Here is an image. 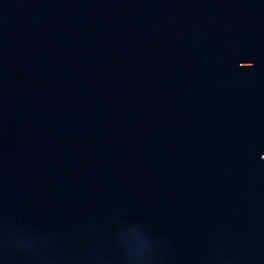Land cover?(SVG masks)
Segmentation results:
<instances>
[{
	"label": "water",
	"instance_id": "1",
	"mask_svg": "<svg viewBox=\"0 0 264 264\" xmlns=\"http://www.w3.org/2000/svg\"><path fill=\"white\" fill-rule=\"evenodd\" d=\"M0 264H264V0H0Z\"/></svg>",
	"mask_w": 264,
	"mask_h": 264
}]
</instances>
